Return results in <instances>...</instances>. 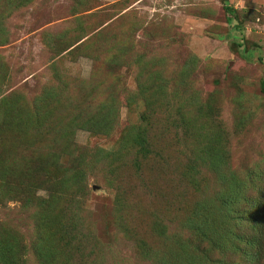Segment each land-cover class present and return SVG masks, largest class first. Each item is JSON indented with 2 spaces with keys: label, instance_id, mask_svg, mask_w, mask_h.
Returning <instances> with one entry per match:
<instances>
[{
  "label": "trees",
  "instance_id": "trees-1",
  "mask_svg": "<svg viewBox=\"0 0 264 264\" xmlns=\"http://www.w3.org/2000/svg\"><path fill=\"white\" fill-rule=\"evenodd\" d=\"M30 1L2 0L0 20ZM224 11L227 22L234 21L235 28H241L237 12L228 6H224ZM1 27L0 24V34L4 32ZM130 29L123 27V33L129 34ZM51 36L57 54L66 52L73 56L80 51H90V41H85L88 37L84 38L74 29L67 28L64 34L59 32ZM131 44L129 35H117L106 47L111 56L107 61L109 70L135 66L137 81L136 91L126 98L128 106L132 102L137 106L136 119L121 129L117 148L110 152L109 161L103 162L98 171L116 190L118 218L108 225L111 230L105 231L110 235V243L104 242L101 234L85 233L78 226L84 224L80 205L82 194L86 192L84 177L79 170L73 169V163L80 160H68L64 155L75 153L72 135L76 127L96 135L113 133L117 125L119 94L115 90L107 92L104 99L96 100L98 104L93 113H84V101L90 98L87 82L83 80V91L80 89L76 93L79 83L71 86L50 64L47 73L51 80L31 97L18 90L0 97V197L3 202L11 199L19 202L24 219L31 222L35 233L31 244L25 245L20 228L2 222L0 264H27L28 253L35 264H106V251L112 247V241L117 240L118 230L127 240H134V250L143 260L153 264H264V187L261 186L264 184V163L259 172L236 176L227 161L218 126L211 132L205 131L203 126L213 116L211 108L204 110L197 99L193 101L196 93L185 96L182 92L186 91L185 87L180 88L188 74V66L182 65L175 71L177 88L170 93L167 85L171 72L164 57L155 53L133 57ZM234 45L240 47L241 43ZM100 84L98 81L91 84L92 97V90ZM185 97L187 104L178 100H186ZM191 103L194 112L189 114ZM238 104L237 108L242 109L241 101ZM252 113L251 108L241 113L235 119V127L245 125ZM171 140H174V158L168 155ZM27 147L35 157L24 154ZM182 153L186 154V160L181 159ZM165 162L176 165L172 179L159 174ZM145 165L152 173L158 171L156 179L161 185L160 192L145 184L137 195L140 187L136 178L123 171L131 168L136 175ZM198 166L214 172L220 188L209 197L198 196L193 200L188 215L180 221L181 226L179 222L172 230L166 222L175 220L166 218L165 213L180 209L181 193L186 187L200 194ZM76 184H81L80 190L75 188ZM39 189L45 195H37ZM140 196L153 204V199L160 197L164 202L162 209L167 207V211L161 210L155 215V244L147 242L131 228L139 223L131 220V213Z\"/></svg>",
  "mask_w": 264,
  "mask_h": 264
},
{
  "label": "rangeland",
  "instance_id": "rangeland-1",
  "mask_svg": "<svg viewBox=\"0 0 264 264\" xmlns=\"http://www.w3.org/2000/svg\"><path fill=\"white\" fill-rule=\"evenodd\" d=\"M224 6L237 12L241 28L236 29L234 21L231 24L227 22ZM4 18L0 20L4 29L0 34V97L11 95L12 90L31 97L51 80L47 73L50 64L71 86L79 83L76 93L80 89L83 91L85 84L82 85V81L87 82L86 91L90 98L84 101V113H93L98 104L96 100L104 99L107 92L115 90L119 94L117 125L113 133L108 136L96 135L76 127L72 135L75 153L64 155L68 160H80L73 163V169L80 171L86 188L80 204L84 224L78 225L83 232L93 231L101 234L104 242H111L110 235L107 236L105 231H110L108 225L118 218L115 211L116 190L107 184L99 169L103 162L109 161L110 157L107 156L110 152L117 148L121 129L136 119V104L132 102L128 106L129 100H126L137 89L136 67L120 66L110 71L107 63L111 56L106 47L117 35H129L133 41L130 50L133 57L153 53L164 57L171 72L167 85L170 93L177 88L174 84L175 71L187 65L188 74L180 88L185 87L186 91H182L185 96L196 93L193 101L197 99L196 102L204 110L211 108L213 116L203 126L207 132L218 126L227 161L236 176H243L245 172H259L263 168L264 0H31L25 7L12 11ZM123 27L131 28L129 34L123 33ZM67 28L74 29L84 38L88 37L85 41H90V51H80L73 56L66 52L57 54L51 35L64 34ZM235 42H240L241 46L235 47ZM92 55L96 58H92ZM133 57L129 56L130 59ZM96 81L102 85H96L92 97L90 86ZM260 82H263L262 85ZM178 100L183 104L188 103L187 99ZM239 101L242 109L237 108ZM250 108L253 113L246 124L235 127V119ZM188 112H194L193 103L189 104ZM168 147L169 157L174 158V140L170 141ZM183 149L186 147L183 146ZM23 152L28 157H35L30 147ZM181 159L186 160V154L182 153ZM119 162L115 161L117 164ZM170 163H163L158 170L163 178H174L176 165ZM198 169L201 195L193 188L186 187L181 193L183 197L178 211H167V207L163 210L164 202L160 197L154 198L153 204L140 196L138 204L134 201L136 204L131 213V220L139 223L131 228L147 242L155 244V215L163 210L167 211L166 218L175 220L166 222L174 230L188 215L193 200L198 196L209 197L220 188L214 172L205 166H198ZM158 171L152 173L145 165L136 175L131 168L123 173L136 178L140 187L136 190L138 195L145 184L160 192L161 185L156 179ZM261 186L264 187V184ZM80 187L81 184H76L75 188L80 190ZM36 194L43 196L45 192L39 189ZM24 216L19 202L13 199L3 202L0 197V225L2 222L17 225L27 245L31 244L35 233L31 222H27ZM117 232L118 238L123 241L117 242L120 241L118 238L112 241V247L106 251V264H153L143 260L134 250V240H127L120 230ZM28 257L27 264H35L32 255L28 253Z\"/></svg>",
  "mask_w": 264,
  "mask_h": 264
}]
</instances>
